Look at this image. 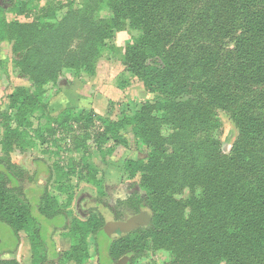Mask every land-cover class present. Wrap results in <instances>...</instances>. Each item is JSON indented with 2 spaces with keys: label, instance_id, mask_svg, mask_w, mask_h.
<instances>
[{
  "label": "trees",
  "instance_id": "trees-1",
  "mask_svg": "<svg viewBox=\"0 0 264 264\" xmlns=\"http://www.w3.org/2000/svg\"><path fill=\"white\" fill-rule=\"evenodd\" d=\"M103 3L111 15L97 18ZM25 12L23 5L17 14ZM41 12L31 22L8 21L0 8V40L11 42L13 65L33 86L16 87L0 111V225L15 237L41 232L24 188L34 176L11 154L25 139L28 113L46 109L44 87L65 69L92 73L105 41L131 28L140 35L125 46L124 65L158 97L120 120L97 117L115 145H128L129 128L150 148L143 159L125 160L129 177L141 175L143 193L118 206L134 214L146 208L151 217L112 239L111 259L128 256L133 264L144 255L145 242L128 245L135 237L169 252L162 264H264V0H85L81 9L60 4ZM219 112L237 129L229 154L218 139ZM64 113L46 116L65 124ZM37 209L49 219L65 214L46 186ZM103 226L93 211L74 220L68 258L81 264L87 236Z\"/></svg>",
  "mask_w": 264,
  "mask_h": 264
},
{
  "label": "rangeland",
  "instance_id": "rangeland-1",
  "mask_svg": "<svg viewBox=\"0 0 264 264\" xmlns=\"http://www.w3.org/2000/svg\"><path fill=\"white\" fill-rule=\"evenodd\" d=\"M84 2L0 0V8L8 21L31 22L41 19L43 7L61 4L81 9ZM22 4L26 12L17 14ZM110 15L105 3L99 5L97 18ZM139 35L140 31L131 28L115 32L105 41L106 45L92 73L65 69L55 84L44 87L42 99L46 109L28 113L26 118L29 124H24L20 129L25 139L21 147L11 154L15 163L34 176L33 182L27 183L24 188L38 221L36 227L41 232L22 231L15 237L7 225H0V258H15L21 264H38L46 253L42 264H76L68 258V252L75 244L71 226L74 220H86L90 211L102 214L105 210L103 205L117 214L124 233L139 222L138 215L121 219L122 214L117 212L116 203L131 191L143 193L139 186L141 175L129 177L124 171V162L127 159L145 158L150 148L138 143L129 128L123 131L128 145H115L110 136H103L104 125L97 117L120 120L124 115H133L146 103L157 99V93L147 91L124 65V48L133 37ZM12 60L11 42L0 40V111L8 109L9 95L16 87H33L28 79L19 74ZM67 110L70 115L65 124L49 120L46 116L49 114L56 118ZM218 118L221 149L229 154L237 129L225 113L219 112ZM1 138L0 127V141ZM91 178L97 182H90ZM44 186L56 198L58 207L65 214L54 219L39 214L37 205ZM175 196L178 198L179 194ZM111 242L112 237L105 232L95 237L88 235L87 255L81 264H113L114 260L108 251ZM144 242L146 251L133 264H162L169 259V252L152 249L149 242L141 239L133 237L128 240V245Z\"/></svg>",
  "mask_w": 264,
  "mask_h": 264
},
{
  "label": "water",
  "instance_id": "water-1",
  "mask_svg": "<svg viewBox=\"0 0 264 264\" xmlns=\"http://www.w3.org/2000/svg\"><path fill=\"white\" fill-rule=\"evenodd\" d=\"M142 220L146 223L148 220L149 214L147 211H144L142 214ZM103 217L105 220V224L103 226V231L109 236L114 238H119L122 235H124V230L122 229L121 225L119 223H116L114 221V216L112 213L105 211L103 212ZM139 219V216H138ZM139 222L142 223V221L139 219ZM138 222V223H139ZM129 260L128 256L122 257L116 264H126Z\"/></svg>",
  "mask_w": 264,
  "mask_h": 264
},
{
  "label": "flooded vegetation",
  "instance_id": "flooded-vegetation-1",
  "mask_svg": "<svg viewBox=\"0 0 264 264\" xmlns=\"http://www.w3.org/2000/svg\"><path fill=\"white\" fill-rule=\"evenodd\" d=\"M133 192H134V191H133ZM133 192L131 191L130 193L127 194L126 197H124L123 199H119V200H122V201L126 200V199H127V198H128ZM116 205H117V212L120 213V214H122V218H121V219H123V220H126V219H128L129 217H132V216H134V215H138V216H139V219L142 221V224H147V223L150 221V217H151V215H150L149 210L146 209V208L141 209L139 213L134 214L129 208H127V207H122V206H121V207L118 206V201H117ZM103 208L105 209L103 212L108 211V212H110V213L113 214V216H114V221H115L116 223H119V222H120V219L117 218V214H115V213L109 211L108 208H107V206H105V205H103ZM144 211H147L148 214H149V217H148V220L146 221V223L141 219L142 216H143L142 214H143ZM103 212H102V216H103ZM120 216H121V215H120ZM103 218H104V217H103ZM104 224H105V220H104ZM124 234H125V233H124ZM112 239H115V238L112 237ZM120 259H121V258H120ZM120 259H119V260H120ZM119 260L114 261L113 264H116Z\"/></svg>",
  "mask_w": 264,
  "mask_h": 264
}]
</instances>
